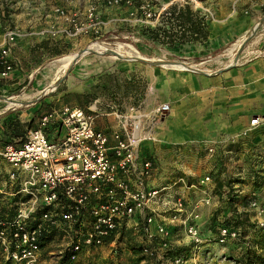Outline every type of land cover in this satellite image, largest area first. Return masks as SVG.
Masks as SVG:
<instances>
[{
	"label": "built area",
	"instance_id": "2783aa9c",
	"mask_svg": "<svg viewBox=\"0 0 264 264\" xmlns=\"http://www.w3.org/2000/svg\"><path fill=\"white\" fill-rule=\"evenodd\" d=\"M129 2L86 0L84 12L56 7L53 13L63 27L50 36L76 39L97 34L102 25L98 10ZM18 38L14 29L2 35L0 80H7L14 70L9 56ZM178 64L186 70V63ZM170 112L168 104L148 111L141 105L123 111L113 106L107 112H101L97 102L87 109L62 106L40 116L19 146H0L4 176L0 201L6 203L5 212H0L2 259L38 264L45 238L54 250L48 255L75 262L80 256L116 246L131 233L141 238V264H211L215 255L225 261L220 253H213L212 246L223 250L239 241L240 229L220 225L204 235L197 225L198 210L209 205L210 197L194 202L186 196L209 184L210 177L191 175L189 182L183 170L165 185H156V160L146 146L160 144L157 124ZM100 117L113 118L114 129L97 130L95 121ZM260 125L259 118L250 120L239 137H247ZM233 145L236 140L209 144L205 158L230 160ZM191 147L197 150L200 145ZM257 193L252 189L247 207L254 213V228L264 232V206ZM178 231L189 241L182 253H176L171 244L172 233Z\"/></svg>",
	"mask_w": 264,
	"mask_h": 264
},
{
	"label": "rangeland",
	"instance_id": "374dc122",
	"mask_svg": "<svg viewBox=\"0 0 264 264\" xmlns=\"http://www.w3.org/2000/svg\"><path fill=\"white\" fill-rule=\"evenodd\" d=\"M44 1L46 2L45 6L50 8L58 4L60 8L66 9L70 3V0ZM135 2H129V4L116 8L102 7L108 11L110 17L107 20H101L102 25L99 27L97 34H90L76 39L62 37V39L66 40L59 50L51 46L47 48L48 43L44 42L46 44L45 47L50 50L49 59L44 61L38 73L31 77L30 84L22 83L19 88L13 91L14 96L5 93L0 94V119L12 109L16 111L26 110L27 107L24 106L28 105L27 102H34V98L38 96L42 100H47V102L41 103V107L37 111L39 114L49 111V109H58L62 106L87 109L94 102H97V106L101 112H106L108 107L111 106L123 111L139 105L148 111L153 106L158 105L157 103L163 102L164 99L168 98L172 107H170L171 112L164 118L166 120L165 124H157L160 129L159 140L162 144H166L164 143V138H162L164 133L180 134L177 128L179 123L183 124L185 128L187 124L188 132L194 131L195 126L198 125L199 129H203L202 132L204 134H210L211 122L215 113L214 109H212L213 98L216 101L214 97L215 85L212 84L210 79L216 75L214 72L218 68L219 70L226 68L237 55L239 56V62L263 57L262 55H258L256 51L259 45L264 44V23L258 27L252 36H250L251 30L242 41L234 46H228L223 58L216 59V62L219 63L218 66L212 60L200 66H194L190 63L186 66L187 70H177L168 66L152 65V63H166L170 65L180 63L174 57L164 59L161 56L162 53L156 51L154 58H148L136 50L135 44H142L139 41V35L142 33V30L145 28L150 30L159 28L161 26V16L167 11L162 12L160 10L158 1L135 0ZM10 4L13 7L9 9L5 8L4 4L0 2V41L3 26H8L9 29L18 31L19 38L21 37V28L24 26L21 17L24 14V9H21L16 4V1H11L8 5ZM135 4L139 6V9H136ZM12 10H15L16 16H20L18 17L19 19L8 17L7 11L12 12ZM66 10L80 12L73 8ZM128 12H133V15H128ZM121 13H125L126 15L120 17ZM143 13H149L151 17L145 19ZM90 45H96V51L92 50L93 53L77 58V61L75 63L72 62L65 70L61 69L60 65L64 57L77 54ZM141 46L145 48L146 45L142 44ZM155 46L157 49L164 47L159 42H155ZM93 56L106 60L102 64L105 67L101 72L89 75V73L85 74L83 69L82 71L75 72L76 77L75 75L73 77L72 73V75H69V71L77 69L80 62L92 59ZM135 57L142 58L145 61L127 63L122 59ZM152 68L155 71L154 85H150V81L148 82L147 79L151 76ZM14 70L16 69L14 68ZM202 75L207 77L203 78ZM165 76L168 79H164ZM6 81L8 82L9 80ZM59 81L60 84L56 87ZM71 84L73 86H70ZM81 87L84 88L82 93L69 92L72 88L75 91ZM39 118H36V120L38 121ZM1 123L2 121L0 120V126ZM36 126L37 123H34L33 129ZM189 142L192 141L177 142L175 143L177 146L167 144L171 148L177 147L176 149H178L181 146L185 147ZM198 145L201 144L198 143ZM177 155L178 157H169L162 154L154 155L157 166L156 185H165L166 180L174 178L183 170L189 176L187 177L188 181H192L190 176L196 175V172L199 170L197 168V160L189 155L182 157L183 153L181 152H178ZM204 157L205 155L203 154L198 159H204ZM237 161L239 160L231 157L230 160L224 158L202 165V171H204L205 167L210 170L202 173L200 176H209L210 183L201 187V190L197 192H188L186 196L194 202L198 199L210 197L209 205H203L198 210L199 215L203 210H205L204 213L208 212L206 222L200 228L204 235L214 233L220 225H230L240 229L242 235L239 239L240 242H244L245 244L248 242V245H251L249 237L245 233L247 230L244 232L243 229L244 226L252 224L249 222L251 220L253 222L254 219V213L248 211L247 197L252 189L257 190L264 185L260 175V173L264 172V167L262 169L261 164L256 166V164H253V161L249 162L250 160L245 162L244 175L246 174L247 176L243 180H239L240 177L237 175L238 172H236L237 165H234ZM240 164L241 166L244 165L243 163ZM237 170L240 172L241 169ZM217 182L221 183L218 189L216 188ZM235 191H244L243 197L237 198L239 195ZM257 197L259 202L264 206V200H262L264 194L262 197L259 195ZM237 215L241 220L238 224L235 223ZM251 230L255 233L260 232L254 226ZM139 239H141L140 236L136 237L128 233L124 240L116 244V246L98 250L88 256H80L73 264H131V262L138 258L136 250H138ZM175 240H179L182 245V237H178ZM183 247L187 250L185 245ZM212 250L214 254L220 253L222 257L226 254L225 249H223V252L219 247L212 246ZM51 252H54V250L50 249L49 253ZM41 257L38 264H58L59 262L55 257L48 255V253L42 254ZM220 258V255H215L211 259V264H226L225 257V261ZM139 264H141V261Z\"/></svg>",
	"mask_w": 264,
	"mask_h": 264
},
{
	"label": "crops",
	"instance_id": "0c3cea01",
	"mask_svg": "<svg viewBox=\"0 0 264 264\" xmlns=\"http://www.w3.org/2000/svg\"><path fill=\"white\" fill-rule=\"evenodd\" d=\"M11 1L18 4L21 9H24V14L21 15L23 19V24L21 28V37L16 41L14 48L10 52L9 59L14 64V70L7 80H0V94L13 95V91L19 88L22 83L30 84L31 77L38 73V70L42 67L43 62L49 59V51L47 48L51 46L59 50L61 46L65 43L66 39H62L60 35L51 37V32H58L63 24L54 15L53 11L59 5L46 7V2L44 0H0L4 4L5 8H12L13 5H8ZM158 1L160 10L168 11L171 8H176V10H183L188 7L192 13H196L199 18L204 17L205 27L207 37L206 40L198 39L193 34L186 32L187 26L178 27L173 26L171 28L172 33L181 35L182 33L186 36V41L184 43H173L170 47L164 45L159 49L156 48L154 43H147L145 46V51L148 58H154L155 52H161L162 58L167 59L174 57L176 61L184 62L187 65L193 64L194 66H200L206 62L214 60L215 64L218 66L216 59H222L224 53L227 51L228 46H234L235 44L242 41V39L256 26L258 21L264 18V0H153ZM87 7L86 0H70L66 9L73 8L77 11L84 12ZM9 11V10H8ZM7 14L11 19H19L15 15V10L8 12ZM160 11V12H161ZM12 13V14H11ZM128 15H133V12H128ZM3 14V13H2ZM136 14V12H135ZM160 14V13H158ZM126 14L121 13L120 17H124ZM98 17L100 20H107L110 15L107 10L100 8L98 10ZM160 18V17H159ZM28 19V20H27ZM27 20V21H25ZM196 18L193 17L191 23H195ZM133 23V21H132ZM176 23V22H175ZM173 23V24H175ZM134 25V24H133ZM166 29L169 26H165ZM9 29V27H2L1 34ZM42 33H44L42 35ZM48 43L47 48L45 47ZM256 51L258 55L263 57L254 58L250 60L238 61L237 66L230 70L219 68L214 72L216 73L213 78L210 79L214 87V97L212 101V109L215 113L212 118L210 134H204L203 129H199L198 125L195 126V130L188 132L187 124L186 128L183 124L177 125L180 134H171L166 132L162 135L164 138V143L157 145H147V149L150 153L154 155L162 154L168 155L169 157H178V152L183 153L182 157L189 155L195 160H197L196 177H201L202 173L208 172L205 167L202 171V165L209 162H214V160L209 161L204 157V159H198L201 155H205L204 148L209 144H217L219 142H228L229 140H236V145H233L231 157L237 161L233 163L237 165L236 172H238L239 180H243L247 175H244L245 162L253 161V164L261 168L264 167V44L259 45ZM73 61L76 54L72 55ZM84 57V56H83ZM136 58V57H135ZM106 60L93 56L92 59H87L84 62H80L77 69L69 71V75L73 74V77L78 71H84V73H89L93 75L97 72H101L105 66L102 64ZM127 63H133L136 61H126ZM233 62V61H232ZM231 63V61H230ZM234 65V64H233ZM133 66V65H131ZM232 66V65H231ZM153 69V68H152ZM106 70V69H105ZM226 70V71H225ZM74 71V72H73ZM223 71V72H222ZM72 73V74H71ZM154 69L151 72V76L148 79L150 85H154ZM190 76L189 74H187ZM11 76V78H10ZM203 76V75H202ZM210 76V75H208ZM201 77V75H200ZM207 77V76H203ZM164 79H168L166 76ZM148 84V85H149ZM70 86H73L71 84ZM24 88V87H23ZM22 88V89H23ZM69 90L73 93H82L84 88H77L78 90ZM1 99V98H0ZM34 102H27L28 105L26 110L16 111L10 110L6 114L19 113V119L22 123H28L34 120L37 123L36 118L42 116L49 111L41 112L39 114L38 109L41 107V103L47 102V100H42L40 96L34 98ZM157 104H168L171 107L170 101L164 99L163 102ZM113 107V106H111ZM108 107V110L109 111ZM172 108V107H171ZM259 118L262 125L257 129L250 132L247 137L240 138L241 133L248 128L249 122L252 119ZM3 120V119H0ZM162 121V122H161ZM160 124H165V119L161 120ZM95 127L97 130L108 131L109 129H114L115 123L111 117H100L95 121ZM194 129V128H193ZM32 130V129H31ZM157 135L160 138L159 125L157 126ZM203 139V140H202ZM192 141L189 142L185 147L171 148L168 144L177 146V142L182 141ZM168 143V144H167ZM201 144L200 148L194 150L191 146L194 144ZM183 145V144H179ZM240 163H243L244 167ZM201 166V167H200ZM2 170V169H1ZM242 174V175H241ZM262 181L264 182V172L260 173ZM3 172L0 171V181L3 178ZM248 179V178H247ZM248 181V180H247ZM1 186V183H0ZM258 195L262 197L264 194V185L257 189ZM238 193L239 197L242 198L244 191H235ZM260 197V200H261ZM264 200V197H262ZM261 200V201H262ZM199 211L200 217L197 221V225L201 228V225L206 222V216L208 212ZM248 226H244V232L247 230V235L250 240V244H245L244 242H233L229 243L225 249V262L226 264H260L261 260L264 263V232H254L251 228L254 226L252 220L249 222ZM201 230V229H200ZM202 231V230H201ZM178 231L172 233L171 244L175 248L176 253L185 252L186 249L184 245L189 246V241L183 236V234ZM178 237H182V245L179 240H175ZM184 243V244H183ZM254 243H258L263 246L262 249L255 247ZM235 249V250H234ZM250 251L260 257V261H253ZM224 252V250H223ZM249 252V253H248ZM249 255V256H248ZM42 258V257H41ZM40 258V260H41Z\"/></svg>",
	"mask_w": 264,
	"mask_h": 264
},
{
	"label": "trees",
	"instance_id": "16d2710c",
	"mask_svg": "<svg viewBox=\"0 0 264 264\" xmlns=\"http://www.w3.org/2000/svg\"><path fill=\"white\" fill-rule=\"evenodd\" d=\"M128 1L130 2L134 1V3H136L135 0H128ZM135 5H136V9H139V6H137V4ZM167 13H169L170 16L169 17H166L165 15L161 16V22H160L161 26L159 28L153 30L145 28L142 30V33L139 35V41L143 45H146L147 43L155 44V42H159L161 45H167L170 47L173 43H177V42L181 44L184 43L186 41L185 34L182 33L181 35H177L172 33L171 28L174 25L178 27L187 26L186 32L190 33L191 35L194 34L196 36V40L198 39H202L203 41L206 40L207 33L205 30L206 27H205L204 17L198 19L197 14L192 13L188 7L184 8L183 10L181 9L176 10V8H171L167 11ZM193 17H195L196 20L195 23L192 24L191 21ZM167 25L169 26L168 29H166L165 27ZM141 45L135 44L136 50L142 55H147V53H145V48H143ZM19 115H20L19 113H15L14 115L6 114L2 118L3 120H1L2 123L0 126V146H4V145L19 146L20 143L24 141L27 131L34 128V120H31L28 123H22L21 120L19 119ZM216 186H217L216 188L218 189L221 186V183L217 182ZM4 206H6V203L0 201V212H5ZM1 218H3L2 215H0V219ZM235 221L236 224L240 223L241 220L238 215L236 216ZM49 244H50L49 239L47 240L44 238V240L41 242V248L44 255L50 252L51 248L48 247ZM255 247L263 250V246H261L258 243H255ZM136 251H137L136 255L138 254V258L135 259L133 262H131V264H139L140 261H142L140 252L138 250ZM249 255H251L254 262L260 261V257L258 258L251 251ZM58 261H59L58 264L74 263V261H71L67 258ZM0 264H14V263L9 261H4L0 255ZM260 264H264L262 260Z\"/></svg>",
	"mask_w": 264,
	"mask_h": 264
},
{
	"label": "water",
	"instance_id": "95a60500",
	"mask_svg": "<svg viewBox=\"0 0 264 264\" xmlns=\"http://www.w3.org/2000/svg\"><path fill=\"white\" fill-rule=\"evenodd\" d=\"M262 23H264V18H262V19H260V20L258 21V23L256 24V26L252 29L250 36H252V35L255 33V31L258 29V27H259ZM242 45H243V44H242ZM91 53H93V52H92V51H89V50H82V51L78 52L76 58H75L74 61H73V63H75V62L77 61V58H79V57H81V56H83V55H85V54H91ZM122 59H124L125 61H136V62H143V61H145V60L142 59V58H122ZM233 60L235 61V66H236L237 63H238V60H239V56L237 55ZM152 65H153V66H158V65H159V66H165V65H170V64H166V63H162V64H159V63H152ZM232 67H234V66H231V64H229L225 69L232 68ZM186 70H187V68H186ZM59 84H60V81L56 84V87H57Z\"/></svg>",
	"mask_w": 264,
	"mask_h": 264
},
{
	"label": "bare ground",
	"instance_id": "6f19581e",
	"mask_svg": "<svg viewBox=\"0 0 264 264\" xmlns=\"http://www.w3.org/2000/svg\"><path fill=\"white\" fill-rule=\"evenodd\" d=\"M128 48V47H127ZM130 48V47H129ZM97 47L96 45H90L88 46L85 50H89V51H96ZM132 50V49H131ZM129 50V51H131ZM133 52V51H132ZM129 54V53H128ZM234 55V54H233ZM77 56V54H76ZM73 57L74 56H66L62 59L61 61V69L62 70H65L70 64H72L73 62ZM76 58V57H75ZM233 61V62H232ZM232 66H235V61L234 60H231V63H230ZM234 64V65H233ZM165 66H168V67H171V68H174V69H177V70H184L185 67L183 66H180V64H171V65H165ZM47 91V90H46Z\"/></svg>",
	"mask_w": 264,
	"mask_h": 264
}]
</instances>
